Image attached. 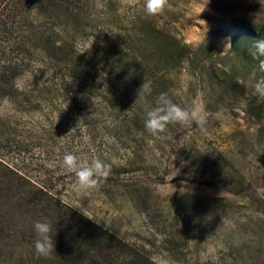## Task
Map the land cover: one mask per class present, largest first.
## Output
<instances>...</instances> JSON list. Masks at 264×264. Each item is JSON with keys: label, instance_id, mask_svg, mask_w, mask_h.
Listing matches in <instances>:
<instances>
[{"label": "rangeland", "instance_id": "rangeland-1", "mask_svg": "<svg viewBox=\"0 0 264 264\" xmlns=\"http://www.w3.org/2000/svg\"><path fill=\"white\" fill-rule=\"evenodd\" d=\"M70 6L44 59L0 33L9 264H264V0Z\"/></svg>", "mask_w": 264, "mask_h": 264}, {"label": "trees", "instance_id": "trees-1", "mask_svg": "<svg viewBox=\"0 0 264 264\" xmlns=\"http://www.w3.org/2000/svg\"><path fill=\"white\" fill-rule=\"evenodd\" d=\"M70 5L71 0H0V33L4 35L6 42L20 53L21 58L27 57V55L29 56L31 53L44 59L46 52L59 48L49 47L51 44L53 45V34H56V36L59 35V33H56L57 31L60 32L62 36H65V38L75 37L72 31V25L76 22V19L75 15L70 11ZM44 21L48 23H44ZM51 27H55L56 32L49 31L51 30ZM136 60V56L132 57L129 64L125 67H131L136 63ZM9 177L22 180L19 176L15 175V173L0 163V180L1 178ZM1 185L3 186V183L0 181V186ZM33 190H35L37 194H42L41 191L37 189L33 188ZM48 200L50 199L48 198ZM43 202L44 201L42 200L41 203ZM38 205L39 204L36 206ZM69 211L74 214V216L81 218L73 211ZM0 233H3L1 228ZM68 240L69 239L66 240L67 243ZM3 241L4 238L0 237V264H9L10 261L6 259L4 254V251L7 248ZM41 241L43 242L44 240ZM93 242L94 241H91V244L88 245L89 250L93 249ZM69 244L71 245L70 247L76 248L75 251L81 250L80 242H70ZM113 245L116 249L121 247L118 240L115 241ZM39 246L41 245L37 244V248ZM124 248H126L130 255L129 264H151L147 257L137 251L131 250V247L124 246ZM38 249L41 250L42 247ZM44 249L45 255H43V257L37 254H32L31 256L35 258L36 264H53L50 263L52 261H45L46 256H49L48 254L53 251V247L46 246ZM86 249L88 250L87 247ZM14 259H16V262L23 264V259L21 257H19V259ZM40 260L43 262H40ZM82 264L87 263L84 262ZM90 264L101 263H98L97 260H93Z\"/></svg>", "mask_w": 264, "mask_h": 264}]
</instances>
